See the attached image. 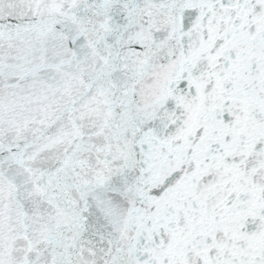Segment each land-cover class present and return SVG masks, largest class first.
Wrapping results in <instances>:
<instances>
[{"label":"snow or ice","instance_id":"6c2138e0","mask_svg":"<svg viewBox=\"0 0 264 264\" xmlns=\"http://www.w3.org/2000/svg\"><path fill=\"white\" fill-rule=\"evenodd\" d=\"M0 264H264V0H0Z\"/></svg>","mask_w":264,"mask_h":264}]
</instances>
